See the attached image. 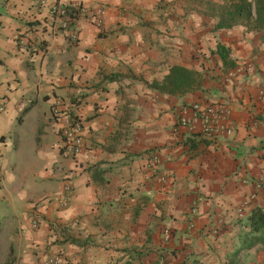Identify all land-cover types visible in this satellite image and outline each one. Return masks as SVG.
Returning <instances> with one entry per match:
<instances>
[{"label": "crops", "instance_id": "obj_1", "mask_svg": "<svg viewBox=\"0 0 264 264\" xmlns=\"http://www.w3.org/2000/svg\"><path fill=\"white\" fill-rule=\"evenodd\" d=\"M240 1L0 0V264L264 263L245 221L264 209V22L245 0L249 21L215 29ZM71 3L102 8V30L85 16L60 29L49 8ZM173 67L191 90H158ZM210 102L229 135L189 122ZM66 116L83 123L74 157Z\"/></svg>", "mask_w": 264, "mask_h": 264}, {"label": "built area", "instance_id": "obj_2", "mask_svg": "<svg viewBox=\"0 0 264 264\" xmlns=\"http://www.w3.org/2000/svg\"><path fill=\"white\" fill-rule=\"evenodd\" d=\"M50 12L61 18L60 29L67 30L70 22L78 16L89 17L92 25L101 31L103 28V9L96 7L92 10H87L85 7L78 3H71L67 6L51 5ZM69 38L72 41L76 40V35L73 31L69 32ZM22 41H20V44ZM28 42H24L23 45L26 46ZM190 111V121H199L200 131L205 137H211L213 134L222 133L224 135H229L232 132V125L230 122V111L228 107L222 103H205L204 105L191 104L189 107ZM0 111L2 107L0 106ZM58 113V111H54ZM188 120L184 118H179L178 124L182 127L186 126ZM255 125V124H254ZM82 132L83 123L81 118L78 116H66L59 128V135L62 142L63 153L68 157H74L79 154L83 148L82 143ZM151 164L156 165L158 158L152 156ZM256 189L259 185L255 186ZM72 191L69 181L64 180L61 187L62 198L58 202L59 207L64 208L67 205V199ZM255 195H250L247 202H243L238 209V215L242 214V210L247 207V204L254 199ZM31 227L35 228L37 226V221L35 219L31 220ZM42 264H61V259L58 253H52L48 255Z\"/></svg>", "mask_w": 264, "mask_h": 264}, {"label": "trees", "instance_id": "obj_3", "mask_svg": "<svg viewBox=\"0 0 264 264\" xmlns=\"http://www.w3.org/2000/svg\"><path fill=\"white\" fill-rule=\"evenodd\" d=\"M252 14V28H261L264 22V0H253ZM250 17V2L241 0L238 5L233 6L230 11L224 13V15L219 18L215 29L229 28L236 20L249 21ZM217 54L222 63L230 65L226 60V54L222 48L217 49ZM193 84L194 79H192L190 72H186L178 67H173L164 78V81L159 86L158 90L172 94L182 89L185 91L191 90ZM245 221L248 228L247 234L249 235V246L259 245L264 252V209L260 207L251 208L245 217Z\"/></svg>", "mask_w": 264, "mask_h": 264}, {"label": "rangeland", "instance_id": "obj_4", "mask_svg": "<svg viewBox=\"0 0 264 264\" xmlns=\"http://www.w3.org/2000/svg\"><path fill=\"white\" fill-rule=\"evenodd\" d=\"M1 11V10H0Z\"/></svg>", "mask_w": 264, "mask_h": 264}]
</instances>
